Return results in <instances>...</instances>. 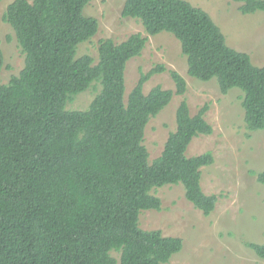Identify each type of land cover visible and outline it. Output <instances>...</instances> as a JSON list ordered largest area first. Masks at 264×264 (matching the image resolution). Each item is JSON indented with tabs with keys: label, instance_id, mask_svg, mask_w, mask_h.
<instances>
[{
	"label": "trees",
	"instance_id": "trees-1",
	"mask_svg": "<svg viewBox=\"0 0 264 264\" xmlns=\"http://www.w3.org/2000/svg\"><path fill=\"white\" fill-rule=\"evenodd\" d=\"M90 1L14 0L4 14L25 65L8 83L0 80V264L167 263L183 239L141 228L140 211L161 208L151 190L182 183L197 208L207 215L215 208L217 196L200 183L212 155L186 154L195 136L213 132L207 106L192 115L183 99L176 130L150 162L145 128L175 94L186 93V78L171 70L175 90L157 84L145 93L146 82L165 70L159 64L141 72L125 100L127 63L148 37L103 40L97 63L78 57L80 43L99 27L84 12ZM234 1L244 14L264 11V0ZM122 14L149 34L177 37L191 76L216 78L223 93L241 89L248 129L264 131V65L229 46L209 12L188 0H126ZM3 64L0 47V74ZM94 82L101 88L86 109L66 108ZM257 178L264 183V169ZM248 246L264 258V243Z\"/></svg>",
	"mask_w": 264,
	"mask_h": 264
},
{
	"label": "rangeland",
	"instance_id": "rangeland-1",
	"mask_svg": "<svg viewBox=\"0 0 264 264\" xmlns=\"http://www.w3.org/2000/svg\"><path fill=\"white\" fill-rule=\"evenodd\" d=\"M126 0H91L85 14L99 21L97 33L80 43L77 56L91 55L99 60L100 44L105 39L121 43L134 33L148 37L142 53L132 58L126 67L125 100L137 84L141 72L157 65L165 70L153 75L144 85L148 93L157 84L176 89L171 70L180 72L187 81L184 95L175 94L171 102L145 128L144 145L149 161L159 157L171 132L177 128V109L186 99L192 115L207 106L206 120L211 134L195 136L187 156L209 153L213 161L201 167V187L207 195H216L217 202L210 214L197 208L185 194L182 183L155 187L151 193L161 199L160 209L140 211L141 228L160 231L163 236L181 237L183 248L163 264H264L248 246L249 242L264 243V183L257 175L264 169V131L248 129L242 106L243 91L232 88L221 91L216 78L203 81L189 74L187 56L177 37L168 32L149 34L140 20L124 17ZM210 13L222 29L229 46L248 53L253 64L264 65V11L244 14L240 2L234 0H188ZM14 0L0 1V47L4 64L2 83L19 75L25 65V55L14 29L4 14ZM101 86L94 82L86 91L68 101L67 109H86ZM119 259V253L113 252Z\"/></svg>",
	"mask_w": 264,
	"mask_h": 264
}]
</instances>
